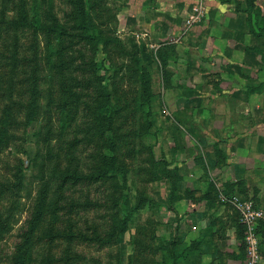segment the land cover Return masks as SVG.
Wrapping results in <instances>:
<instances>
[{
  "label": "rangeland",
  "instance_id": "rangeland-1",
  "mask_svg": "<svg viewBox=\"0 0 264 264\" xmlns=\"http://www.w3.org/2000/svg\"><path fill=\"white\" fill-rule=\"evenodd\" d=\"M26 1L36 27L45 17L44 8L52 1L57 17L68 27L70 36L60 43L61 38L57 35L35 28L16 30L0 22V117L4 107L10 106L18 121L10 130L15 138L7 147L0 148V213L14 216L10 221L12 230L0 236V264H13L12 257L21 241L20 235L28 228L44 184L48 183L50 196L58 189V177L51 174L52 169L57 163L61 167L67 164L66 142L73 139L74 132L80 137L86 124L91 127L89 123L98 106L94 101L101 91L109 93V105L105 109L100 104L98 111L108 110L117 124V128L114 127L117 136L114 132H107L106 135L114 136L120 157L126 159L130 171L128 183L122 184L124 199L114 202L118 187L109 179L81 182L67 188V205L53 218L48 212L40 229L53 225L64 232L73 228L77 234L53 241L41 238L35 245L33 258H39L41 254H53L60 258L70 250L81 257L73 264H166L161 261L165 252L163 245L168 238L176 239L180 229L176 225L179 219L173 212L174 207L167 203L170 180H146L150 178L151 168L146 161L148 151L144 145L151 146L149 148L155 151L156 159L165 158L172 168L173 161H169L172 156L168 151L171 136L175 134L172 125L178 116L168 104V84L164 83L161 66L151 58L152 49L136 35H124L122 28L125 21L121 19L117 0H107L110 5L105 0L102 7L91 4L93 0H85L88 22L92 25V30L85 33L75 30L77 24L67 22V13L71 10L68 0ZM1 4L2 0L0 9ZM8 15L12 16L14 12L8 11ZM99 34L113 41L106 44L101 41L102 38L99 42L91 40ZM89 40L95 45L89 46ZM16 48L19 50L17 66L12 58L14 53L11 54ZM55 51H63V57H72L79 66L80 71L75 77L81 84L75 90L85 97L79 105V115L67 128L62 127L69 114L63 113L62 116L60 110L63 91L60 85L62 81L66 84L71 69L64 73V77L58 74L52 63L58 56H51ZM90 61L97 72H85L84 68ZM140 67H145L150 75L146 77L150 85L149 96L142 93L139 85ZM34 72L38 76V104L41 107L38 118L27 122ZM91 76L95 82L90 92L81 86ZM63 96L67 97L64 92ZM148 98L151 101L146 105ZM54 134L55 139H51ZM108 144L99 150L111 154ZM95 151L89 145H82L78 151L87 173ZM20 166L21 172L16 177L15 171ZM114 215L128 218L127 230L117 241L101 240L106 232L112 230L111 216ZM33 264L39 263L34 260ZM55 264L65 263L60 261Z\"/></svg>",
  "mask_w": 264,
  "mask_h": 264
},
{
  "label": "crops",
  "instance_id": "crops-1",
  "mask_svg": "<svg viewBox=\"0 0 264 264\" xmlns=\"http://www.w3.org/2000/svg\"><path fill=\"white\" fill-rule=\"evenodd\" d=\"M117 1L124 35H136L153 51L168 46L166 91L178 116L169 161L189 196L173 211L176 241L186 249L180 264H245L246 227L221 194L264 208V45L254 32L256 10L248 0H207L205 19L186 28L194 0ZM255 5L264 16V0ZM263 225H257L259 264Z\"/></svg>",
  "mask_w": 264,
  "mask_h": 264
},
{
  "label": "trees",
  "instance_id": "trees-1",
  "mask_svg": "<svg viewBox=\"0 0 264 264\" xmlns=\"http://www.w3.org/2000/svg\"><path fill=\"white\" fill-rule=\"evenodd\" d=\"M51 2L52 1H49L48 6L44 8V12L46 13L44 14L45 20L43 18L39 22V25H37L36 27L35 23L31 19L30 11L28 9L26 0H2L0 9V22H3L10 28L16 30H26L29 28H35V30L38 31H44L51 35H57L61 38L59 39V42L61 43L65 37L70 36V33L68 31V27L61 23L60 19L57 17L54 11V4H52ZM248 2H251L249 9L256 10L257 30L254 32L257 34L258 37L262 38V43L264 45V16L261 13L260 8L255 5V0H248ZM67 3L71 9L67 13V22L74 25L77 24V26L75 25V30L80 31L82 33H85V31L88 32V30H92V25L88 22L89 14L86 9V1L68 0ZM91 4H98L100 5V7H102V4H105V0H93V3ZM106 4L110 5V1L106 0ZM107 10L110 11V8L108 9L107 7ZM8 11L14 12V15L9 16ZM115 14H117V11ZM99 35L101 37L98 35L97 37L93 36L91 40L99 42V38H102L101 41L106 44H109L110 41H113V39L111 40V38L102 37V34ZM93 41L90 42L89 40V43L87 44L90 46V44H94ZM167 47L168 46H166L165 48H161L158 51L151 50L153 51V54H151V58L155 61L157 60V63H159V65L161 66L165 83H167L168 77L170 75V72L167 69L169 61L168 56L167 54H163V52L166 51ZM259 52L264 60V49H261ZM12 53H14L12 55V58L14 59V64L15 66H17V53H19L18 48H16V51H12L11 54ZM53 55L58 56L56 58V61L51 62L57 68L58 74L60 76L64 77V73L68 69H71V72L67 74L66 84H64V81H62L60 85V89H63L60 95V110L62 116L63 113L69 114V118L67 117V122L62 125V127L67 128L70 122L75 121L77 115H79V105L83 101V99H85V97H83L79 91L75 90V88L81 84L75 77L76 72H79L80 70H78L79 66L76 65L72 57H63V51H55L51 56ZM146 58L149 59V56H147ZM84 70L85 72H97L95 70V67L93 70L91 61L86 66V68H84ZM34 73L35 75L34 77H32L34 79L33 87L30 92L31 100L28 104V110L26 113L27 122L35 121L38 118V110L41 107L40 104H38V76L36 75V72ZM92 76L90 78H87L85 84L81 86L82 88L90 92L91 89L94 88L93 83L95 82ZM147 76L150 75L147 73L145 67H140L139 85L142 89V93H145V95L149 96L150 85L149 79L146 78ZM95 91L97 92L96 88ZM63 92L64 94H66L67 97L63 96ZM99 93L100 95L97 96L98 98L95 99L94 102L96 103V105L98 104L97 107H100L101 104L102 107L104 106L105 109H107L109 105V93H103V91ZM150 101V98H148L146 105H148ZM97 107L95 108V112L93 113V119H91V123H89L91 127H88V124H86L85 131H81L83 136L81 135L79 137L78 134H75L74 132L73 139L70 140L68 143L66 142L68 147V153L66 158L68 162L63 167H61L57 163L52 169L51 173L52 175L55 174L58 177V189L56 190L55 194L50 196L48 183L46 182L44 184L38 197V203L35 209V213L29 220L28 228L20 235L21 241L17 244L16 251L14 252V255L12 257L13 264H33L34 260L39 264H55L60 261H64L65 264H73L74 262H78L79 258H81L76 253L70 252V250L66 252V255L64 257L60 258H56L53 254H48L50 256H45L41 254V257H36L34 259L32 254L35 245L39 240H41V238H48L49 240L53 241L58 238L69 237V235L70 238H72L75 236V234H77L73 228H70L68 229V231L64 232L56 226L54 227L53 225H50L45 229L41 228L43 229V231L41 233L39 232L41 230L40 227L44 221V218L48 212L52 215L53 218L54 215L56 216L57 211L61 210L64 205H67V197L65 194L67 188L75 186L81 182L94 183L100 182L103 179H109L115 184L116 187H118L115 193L116 201L114 202L124 199V194L122 192V184L128 183V175L130 171L126 166V159L124 157H120V153L117 150V143L114 142V136L110 134L112 136L111 138L108 137L109 134L106 135L107 132H114L115 136H117L116 130L114 129V127L117 128L116 120H114L115 118H113V116L110 114V112H108V110L99 112ZM17 124L18 121L16 119V114L12 110V107H4V110L0 117V148L7 147L10 144L11 140L15 138L14 134L11 133L10 130L14 125ZM54 136L55 134L51 139H55ZM104 144H108L107 147L111 149V154H104V150H99L101 149V147L102 149L106 148V145ZM82 145H89V147H94L96 150L95 153L92 154V163L90 165V168H88V173L84 171L82 165V158H80L78 154V151ZM149 147L151 146L144 145V149L148 151L146 155V161L149 167L151 168L150 178L146 180L148 182L162 179L170 180V188L167 203H169L171 207H174L175 202H177L179 199L189 197L186 192L184 191L183 193L180 188V182L182 179L181 174L177 168H171L170 163L165 158H160L159 160L156 159L155 151L150 149ZM21 168V166L18 167V169L15 171L14 176L18 177L17 173L19 174V172H21ZM156 168L157 171H155ZM13 217V214L4 215L3 213H0V236L12 230L10 221H12ZM111 221L113 224L112 230L106 232V235L103 238L100 237L101 240L105 239L108 240V242L117 241L123 236L124 232L127 230V225L129 223L128 218H120L118 217V215H114L111 216ZM239 229L242 233L240 234V238L243 239L244 227L241 225V223ZM176 240L177 239H168V241L164 243L165 245H163V249L165 252L163 253V255H161V259L163 258L161 261L164 260L166 264H180L181 258L185 255L186 249L184 247L182 248Z\"/></svg>",
  "mask_w": 264,
  "mask_h": 264
},
{
  "label": "built area",
  "instance_id": "built-area-1",
  "mask_svg": "<svg viewBox=\"0 0 264 264\" xmlns=\"http://www.w3.org/2000/svg\"><path fill=\"white\" fill-rule=\"evenodd\" d=\"M207 0H194L185 21L186 28H191L201 23L207 14ZM221 201L231 204L239 213L241 222L246 227L245 264H259L262 255L260 252V236L257 233V225L264 221V208L257 207L252 200L242 198L238 194H221Z\"/></svg>",
  "mask_w": 264,
  "mask_h": 264
}]
</instances>
